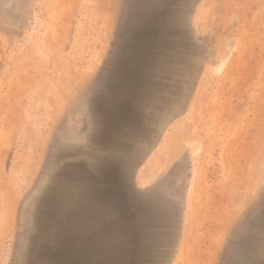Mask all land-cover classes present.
Returning a JSON list of instances; mask_svg holds the SVG:
<instances>
[{"label":"rangeland","instance_id":"rangeland-1","mask_svg":"<svg viewBox=\"0 0 264 264\" xmlns=\"http://www.w3.org/2000/svg\"><path fill=\"white\" fill-rule=\"evenodd\" d=\"M151 1L0 0V264H30L36 237L63 240L59 257L79 244L65 211L39 227L68 209L55 177L85 161L116 166L107 220L134 229L146 219L140 235L153 238L116 234L91 253L101 260L264 264V0H172L189 61L177 105L140 155L74 152L102 137L90 129L111 105L102 90Z\"/></svg>","mask_w":264,"mask_h":264},{"label":"bare ground","instance_id":"bare-ground-1","mask_svg":"<svg viewBox=\"0 0 264 264\" xmlns=\"http://www.w3.org/2000/svg\"><path fill=\"white\" fill-rule=\"evenodd\" d=\"M171 3L172 0L151 1L136 10L134 21L116 53L110 81L102 90V98L111 105L104 117L97 118L90 125V129L94 127L92 129L102 137L94 138L96 148L92 147L90 152L80 149L74 151L75 154L83 153L87 159L98 157L107 161L108 158L99 155L98 149L108 146L114 149L111 159L115 163L116 160L126 161L131 154L140 155L144 151L141 143L153 134L159 122L165 120L168 106L177 105V96L185 87L184 78L189 76V61L182 47V34L174 28L176 11ZM85 163L83 171L75 165L65 175L55 177L62 184L60 197L68 201V209L57 207L53 213L54 222L44 221L39 227L42 230L47 224H57L65 211L71 220L72 233L77 235L75 239L80 237L79 244L65 249L63 257H59L63 240L57 236L47 241L36 237L34 242L39 248L33 250L30 264H115L114 260L103 261L97 253H91L94 249L104 250L103 242L110 243L112 240L107 239L122 233L151 246L153 238L147 235L146 219L140 220L141 210L135 214L141 223L134 229L116 227V221L107 220L113 219L107 212L116 209V202L112 201L114 189L109 186L115 181L116 192V166ZM46 201L43 199L42 203ZM87 248L91 249L89 254L84 253ZM149 250H143L140 255L148 256ZM42 256L45 260L41 258L38 262Z\"/></svg>","mask_w":264,"mask_h":264}]
</instances>
